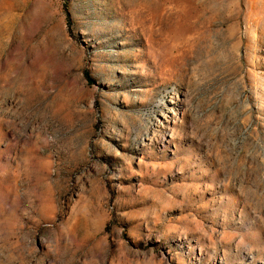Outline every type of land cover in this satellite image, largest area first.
I'll list each match as a JSON object with an SVG mask.
<instances>
[{
    "label": "rangeland",
    "instance_id": "obj_1",
    "mask_svg": "<svg viewBox=\"0 0 264 264\" xmlns=\"http://www.w3.org/2000/svg\"><path fill=\"white\" fill-rule=\"evenodd\" d=\"M0 264H264V0H0Z\"/></svg>",
    "mask_w": 264,
    "mask_h": 264
}]
</instances>
